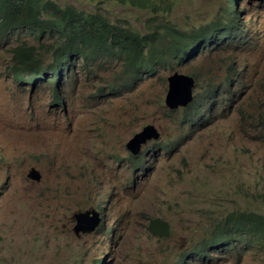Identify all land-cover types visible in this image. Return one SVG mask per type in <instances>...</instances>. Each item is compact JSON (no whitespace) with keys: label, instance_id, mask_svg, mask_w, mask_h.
<instances>
[{"label":"rangeland","instance_id":"374dc122","mask_svg":"<svg viewBox=\"0 0 264 264\" xmlns=\"http://www.w3.org/2000/svg\"><path fill=\"white\" fill-rule=\"evenodd\" d=\"M43 1L141 33L153 17L116 0ZM151 1L175 5L171 19L181 27L202 10L214 17L220 9L215 0ZM254 1L237 0L247 43L139 81H129L124 62L112 56L68 66L59 85L51 75L20 81L14 51L25 43L42 48L25 34L0 33V264H264V236L242 233L226 247L204 243L230 214L264 216V0ZM44 51L45 67L53 54ZM175 72L196 78L197 99L231 74L235 95L213 99L202 117L170 110L167 78ZM148 125L160 138L132 155L127 144ZM32 169L39 182L29 178ZM87 211L101 223L76 234L74 216ZM151 219L169 223L170 237H153ZM202 244L205 257L190 255Z\"/></svg>","mask_w":264,"mask_h":264},{"label":"trees","instance_id":"16d2710c","mask_svg":"<svg viewBox=\"0 0 264 264\" xmlns=\"http://www.w3.org/2000/svg\"><path fill=\"white\" fill-rule=\"evenodd\" d=\"M114 1V0H93ZM130 4L134 8L151 11L153 17L147 21L145 33L124 29L111 24L107 19L72 7L43 0H0V33L8 35L25 34L35 38L40 44V51L27 43L17 47L14 59L13 75L20 81L36 83L51 75L53 84L59 85L65 77L66 69L76 60H92L96 57L112 56L122 60L123 69L131 73L152 71L153 67L174 64L182 65L199 54L227 49L247 43L248 29L244 19L237 13L235 0H215L220 2V9L214 17H206V11L198 12L194 20L184 27L172 21L176 9L166 5L164 8L151 0H116ZM192 6V2H187ZM254 19L251 15L250 24ZM232 39V40H231ZM47 41L44 48L41 41ZM44 48V49H43ZM53 54L51 62L45 67L42 59L44 50ZM97 54V55H96ZM234 72V68H230ZM50 76V77H51ZM227 77L234 78L231 74ZM31 78V79H30ZM57 97L59 90L56 87ZM208 94V93H207ZM214 96L234 97V81L226 78L222 85L214 87ZM234 228L233 232L230 230ZM100 235H105L104 226ZM115 232V225L112 227ZM148 232L160 239H167L171 234L169 223L161 219H151ZM245 233L251 236H264V216L257 213L242 212L230 214L220 224L219 231L206 245L226 247L229 239ZM227 237V238H226ZM254 242H251V244ZM205 244L190 251L193 257H205ZM187 257V256H186ZM187 258L181 259V263ZM104 260L102 259L101 262Z\"/></svg>","mask_w":264,"mask_h":264},{"label":"water","instance_id":"95a60500","mask_svg":"<svg viewBox=\"0 0 264 264\" xmlns=\"http://www.w3.org/2000/svg\"><path fill=\"white\" fill-rule=\"evenodd\" d=\"M169 82L170 90L168 96L166 97L167 105L171 109L178 108L179 106H187L188 103L192 101L193 80L188 77L175 74L169 78ZM159 137L160 134L157 129L154 126L149 125L129 141L127 148L133 155H137L148 141L159 139ZM29 178L36 182L41 180L40 174L35 169H32V172L29 174ZM91 215L93 216L91 217ZM74 217L77 221V225L75 227L76 234H79L80 232L84 234L92 233L101 223L98 218V213L94 211L79 213ZM87 221H91L89 226L86 223Z\"/></svg>","mask_w":264,"mask_h":264},{"label":"clouds","instance_id":"9594fccd","mask_svg":"<svg viewBox=\"0 0 264 264\" xmlns=\"http://www.w3.org/2000/svg\"><path fill=\"white\" fill-rule=\"evenodd\" d=\"M254 1V0H253ZM235 2H236V7H237V0H235ZM254 2H263V0H257V1H254ZM237 13H239L240 14V16H242V18H243V15H242V13H241V11H238V9H237ZM249 15V18L251 17V15L253 16V14L252 13H249L248 14ZM244 19V18H243ZM253 19H254V16H253ZM254 22V25H255V20L253 21ZM244 23H245V20H244ZM147 24V23H146ZM249 24H250V20H249ZM254 25H253V28H254ZM245 27H246V24H245ZM250 27H252L251 26V24H250ZM255 29V28H254ZM249 33V32H248ZM249 38V37H248ZM252 38V37H251ZM213 52V51H212ZM206 53H210V52H206ZM201 54H199V55H197V56H200ZM196 56V57H197ZM196 57H194V58H191V59H189L188 61H186L185 63H183L182 65H184V64H187L188 62H190L191 60H193V59H195ZM91 60V59H90ZM79 61H89V60H83V59H79V60H76L75 62H74V64L77 62H79ZM73 64V65H74ZM72 65V66H73ZM182 65H180V66H182ZM71 66V67H72ZM180 66H177V65H174V64H170V65H161V66H156V67H153V70L152 71H149V72H147V71H141L140 73H131V72H127L128 73V75L132 78V79H129L128 78V80L129 81H139V80H142L143 79V77L146 75V73H153L154 71H155V69H157V68H164V67H167V68H170V69H172V70H174V68L175 67H180ZM69 68V71H71V69L72 68ZM175 74H178V75H180V76H184V77H188V78H190V79H192L193 80V87H192V101L190 102V103H188V105L187 106H179L178 108H175V109H171L168 105H167V103H166V97L168 96V93H169V91H168V93H167V95H166V97H165V105H166V107H168L170 110H178V109H187V108H191L192 109V115L193 114H195V115H197L198 117H202V115L204 114V113H207V111L208 110H210L211 109V105H212V103H213V99H222L223 97H218V96H214V94H213V92H214V87H217V86H220V85H222V83H223V81L226 79V78H228V79H232V81H234V88H235V91H236V88H237V84L235 83V80H234V78H232V77H225L224 79H223V81L220 83V84H218V85H213V82L211 81L207 86H205L204 87V90H203V92H202V96H199L198 97V99L195 97V95H194V89H195V87L197 86V80H196V78L194 77V76H190V75H188V74H182V73H179V72H175V73H173L172 75H170V76H168V85H169V90H170V82H169V78L170 77H172V76H174ZM31 79V78H30ZM208 93V94H207ZM228 97V96H227ZM205 99V101H204V103L206 104V108H205V111H202V109H201V106H202V99ZM149 126V125H148ZM151 126H153V125H151ZM145 127H147V126H145ZM144 127V128H145ZM155 127V126H154ZM156 128V127H155ZM143 131V130H142ZM158 131V130H157ZM140 133V132H139ZM159 133V132H158ZM138 134V133H137ZM160 134V133H159ZM160 138V137H159ZM156 140H158V139H156ZM152 141V140H151ZM149 142V141H148ZM131 153V152H130ZM132 154V153H131ZM133 155V154H132ZM36 170V169H35ZM93 215H91V217H92Z\"/></svg>","mask_w":264,"mask_h":264},{"label":"bare ground","instance_id":"6f19581e","mask_svg":"<svg viewBox=\"0 0 264 264\" xmlns=\"http://www.w3.org/2000/svg\"><path fill=\"white\" fill-rule=\"evenodd\" d=\"M232 40V39H231Z\"/></svg>","mask_w":264,"mask_h":264}]
</instances>
